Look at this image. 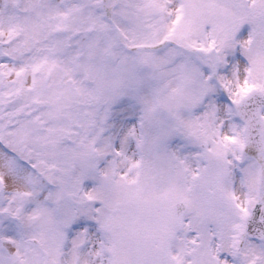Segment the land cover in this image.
Here are the masks:
<instances>
[{"label":"snow or ice","instance_id":"6c2138e0","mask_svg":"<svg viewBox=\"0 0 264 264\" xmlns=\"http://www.w3.org/2000/svg\"><path fill=\"white\" fill-rule=\"evenodd\" d=\"M0 264H264V0H0Z\"/></svg>","mask_w":264,"mask_h":264}]
</instances>
